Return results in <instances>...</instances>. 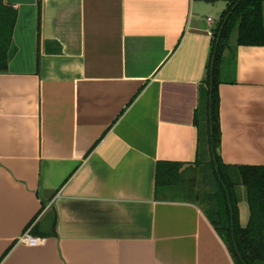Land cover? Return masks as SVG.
I'll use <instances>...</instances> for the list:
<instances>
[{"label": "crops", "instance_id": "crops-1", "mask_svg": "<svg viewBox=\"0 0 264 264\" xmlns=\"http://www.w3.org/2000/svg\"><path fill=\"white\" fill-rule=\"evenodd\" d=\"M229 1L5 0L0 264H234L196 204L154 195L158 161L195 160L198 86ZM234 77L218 87V155L264 166V47H237ZM237 205L245 227L243 191Z\"/></svg>", "mask_w": 264, "mask_h": 264}, {"label": "trees", "instance_id": "trees-1", "mask_svg": "<svg viewBox=\"0 0 264 264\" xmlns=\"http://www.w3.org/2000/svg\"><path fill=\"white\" fill-rule=\"evenodd\" d=\"M263 5L264 0L227 3L212 31L206 76L198 86L193 114L197 131L195 160L158 161L155 166V199L196 204L223 241L234 264H264V166L222 163L217 152L221 138L218 87L222 83H235L237 47H264ZM15 21L16 10L0 0V73L6 71ZM234 34L236 42L232 46L230 39ZM240 186L244 188L249 209L245 227L240 226L238 217Z\"/></svg>", "mask_w": 264, "mask_h": 264}, {"label": "built area", "instance_id": "built-area-1", "mask_svg": "<svg viewBox=\"0 0 264 264\" xmlns=\"http://www.w3.org/2000/svg\"><path fill=\"white\" fill-rule=\"evenodd\" d=\"M207 20L209 22L211 21V19H207ZM29 230L30 228L24 233V235H22V237H20L19 242L32 247L37 245L40 242V240L38 238L30 237Z\"/></svg>", "mask_w": 264, "mask_h": 264}, {"label": "rangeland", "instance_id": "rangeland-1", "mask_svg": "<svg viewBox=\"0 0 264 264\" xmlns=\"http://www.w3.org/2000/svg\"><path fill=\"white\" fill-rule=\"evenodd\" d=\"M216 18H217L216 20H218V17H216ZM240 191H243L244 192V188L241 187V186L237 189L238 197L240 195Z\"/></svg>", "mask_w": 264, "mask_h": 264}, {"label": "water", "instance_id": "water-1", "mask_svg": "<svg viewBox=\"0 0 264 264\" xmlns=\"http://www.w3.org/2000/svg\"><path fill=\"white\" fill-rule=\"evenodd\" d=\"M209 91H211V87L209 88ZM209 100H210V98H209ZM209 104H210V102H209Z\"/></svg>", "mask_w": 264, "mask_h": 264}]
</instances>
